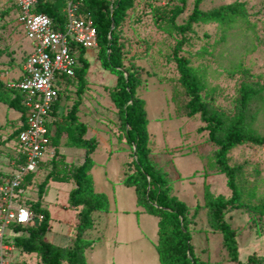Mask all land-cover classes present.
<instances>
[{"label": "rangeland", "instance_id": "1", "mask_svg": "<svg viewBox=\"0 0 264 264\" xmlns=\"http://www.w3.org/2000/svg\"><path fill=\"white\" fill-rule=\"evenodd\" d=\"M195 1L189 0L186 12L177 19L178 24L186 23ZM236 2L245 3L246 18H235L228 25L196 24L194 31L186 34L187 43L181 52L205 83L203 99L231 116L237 112L242 84L264 81V0H205L200 6L207 12ZM180 4V0H137L119 31L118 45L125 68L142 74L143 84L138 94L146 104L151 155L158 168L168 174L171 194L189 207V227L196 255L208 264H234L223 244V235L213 231L208 224L204 185L209 184L215 197H230L232 192L225 175L217 173V147L210 142L207 131L199 130L206 124L199 115L189 117L187 104L190 98L181 85L173 57L182 36L166 21V13ZM25 35L17 23L15 1L0 0V76L20 71L31 50L30 42L25 47ZM99 50L97 47L85 51L90 68L86 77L87 96L82 106L86 109L94 103L98 109L89 117L81 107L78 113L81 122L90 127L89 136L95 137L98 143L92 156L91 174L96 192L108 196L110 212L97 213L96 227L87 233V239L93 243L86 252L87 262L161 264L155 247L159 219L138 207L135 189L121 182L133 161V150L124 139L121 120L110 97L116 76L102 68ZM77 88L78 85L71 83L62 89L58 106L59 114H63L61 119L78 99ZM13 114L19 113L14 109ZM253 128L264 135V105ZM16 141L11 140L1 148L0 171L11 169L7 175L17 167ZM58 145L61 150L58 146L56 149L53 142L50 150H58L68 167L75 168L84 161L83 149L68 148L66 140H61ZM52 153L48 152L42 158L48 160ZM245 162L249 179L257 180L256 201L260 202L264 200V148L245 145L231 152V165ZM50 169L46 164L40 167L31 184L33 199L38 198L39 185ZM74 187L73 182L49 181L44 189L45 207L52 215L50 232L63 246L73 243L78 224V210L69 206ZM226 219L237 233L240 262H248L249 257L264 261V216L250 217L235 209L226 212ZM17 237H27V233L8 232V244L15 248L13 261L16 264H41L38 255L24 253L15 247Z\"/></svg>", "mask_w": 264, "mask_h": 264}, {"label": "trees", "instance_id": "2", "mask_svg": "<svg viewBox=\"0 0 264 264\" xmlns=\"http://www.w3.org/2000/svg\"><path fill=\"white\" fill-rule=\"evenodd\" d=\"M136 1L84 0L80 11L83 15H89L97 28L100 49L98 59L102 68L116 76V85L110 90V97L118 111L124 139L133 150L132 166L129 165L123 184L135 189L138 207L159 219L158 242L155 247L161 264H208L195 253L189 227L188 205L171 194L172 187L168 174L158 168L151 155L146 104L138 94V89L143 84L142 74L137 70L132 71L125 68L121 48L118 45L119 31L129 11L135 7ZM204 1H195L194 9L185 24H178L177 19L186 12L189 0H180L181 4L166 13L167 19H165L182 36L174 48L173 57L180 74L181 85L190 98L187 104L189 117L199 115L202 122L206 124L199 130L200 132L207 131L210 142L217 147L215 152L217 173L225 175L227 185L232 192L230 197H215L209 184L205 183L204 202L208 210V224L213 231L223 235V244L229 252L232 263L264 264V261L261 262L255 257H249L246 263L240 262L237 233L226 219V212L235 209L247 213L250 217L264 216V200L256 201L257 180L249 179L247 163L230 164V154L238 147L252 145L264 148V135L258 134L253 128L264 105V81L242 84L237 112L232 116L216 109L203 99L205 83L196 69L190 65V61L181 55L187 43L186 34L192 33L195 25L199 23L228 25L235 18H246L248 15L245 3L236 2L206 12L200 8ZM65 8L66 4L63 0H39L36 11L51 17L55 30H63L67 23ZM16 11L18 18L17 7ZM18 26L21 28L19 24ZM22 31L24 32L23 29ZM74 49L73 51L79 54L76 75L65 78L64 83L58 82V88L60 99L62 89L71 83L78 85L76 91L78 99L66 117H63L61 121L51 122L49 128L51 144L53 142L57 147L59 142L65 139L68 148L85 151L84 161L75 168L68 167L65 157L56 150L52 160L46 164L51 169L39 185L38 198L29 202L32 209L41 215L42 219H38V224L26 227L13 225L9 231L27 233V237L15 239V247L24 253L38 255L41 264H88L86 252L91 249L93 243L87 239V233L95 229L97 213L110 212L109 198L104 193L96 192L91 174L94 167L92 156L98 149V143L95 138H87L88 127L80 121L78 115L87 87L86 77L90 63L84 58L85 49ZM23 99L24 96L20 91L11 88L9 83H4L0 79V103L20 111L23 121L22 127L15 130L6 141H3L0 135V153L4 144L17 140L18 156L16 159L25 161L19 145V135L26 125ZM59 99L54 107L53 116L58 112ZM16 168L14 167L13 170ZM36 175H29L25 183V188L30 195H32L31 184ZM8 176L0 171V184ZM49 181L73 182L75 185L70 192L69 206L78 210V224L70 247L56 245L45 239L52 218L50 211L43 207L41 200ZM6 241L8 243V235Z\"/></svg>", "mask_w": 264, "mask_h": 264}, {"label": "built area", "instance_id": "3", "mask_svg": "<svg viewBox=\"0 0 264 264\" xmlns=\"http://www.w3.org/2000/svg\"><path fill=\"white\" fill-rule=\"evenodd\" d=\"M14 1L18 24L33 51L23 63L22 78L9 83L24 96L26 125L19 135V145L25 161L18 159L17 168L0 184V264H15L14 247L6 241L11 226L26 227L42 219L29 203L34 199L25 183L29 175L39 172L42 157L51 145L49 124L59 99L58 82L76 75L79 54L74 48L99 47L93 20L80 12L84 0H63L67 18L63 30H55L51 17L37 13L39 0Z\"/></svg>", "mask_w": 264, "mask_h": 264}, {"label": "crops", "instance_id": "4", "mask_svg": "<svg viewBox=\"0 0 264 264\" xmlns=\"http://www.w3.org/2000/svg\"><path fill=\"white\" fill-rule=\"evenodd\" d=\"M24 35H25V33H24ZM25 37H26V35H25ZM28 42H30V41L26 38L25 47H26V45H27ZM92 50H94V49H92ZM32 51H33V46H32V43H31V50H29L28 55L31 54ZM87 52H88V50L86 51V53ZM84 58L87 59L86 56H84ZM22 74H23V72H22V65H21L20 71H17V72L12 73V74H8L6 77L4 75H2V76H0V79L4 83H13V82H17L19 79H21L22 78ZM86 96H87V94H84L83 95V101H82V104H81L80 107H81V109H83V112H85V114H87L88 117H89L90 114L93 111H95V109L97 108V106L93 103L92 105L89 104L88 107L86 109H84L82 106L85 105ZM61 99H62V97H61V93H60L59 102H60ZM59 102H58V106H59ZM90 106H92V107L90 108ZM11 111H12V113H11ZM13 113H14V109L9 108L7 105L0 103V127L2 129L0 131V135H1V138H2L3 141L4 140L6 141L12 135V133L15 130H17L18 128L22 127V125H23V121L21 119V112L18 111L19 114H17V115L16 114H13ZM78 115H79V113H78ZM61 116H63V114H59V112H57V114L52 117V121L51 122H55V121H59V120L61 121ZM79 118H80V116H79ZM80 121H81V119H80ZM86 126L88 127L87 138H95V137H90L89 136L90 135V127L87 124H86ZM53 131L55 132V129H53ZM62 140H65V139H62ZM54 147L56 148V146H54ZM58 147H59L58 149H60V150L62 149L61 146H58ZM50 149L51 148H49V150L43 156H46V154L48 152H51V153L53 152L52 153L53 155L51 154V156L48 158V160H44L42 158V163L41 164H47V163H49L52 160V158H53V156L55 154V151L54 150L51 151ZM64 154H65V152H64ZM40 167H41V165H40ZM10 171H11V169H10ZM10 171H9V169H7L6 171H3V172L4 173H8ZM127 173H125V176H126ZM124 179H125V177L122 178V180H121L122 183H123ZM41 202H42L43 207L46 208L45 207L44 198L41 200ZM77 214H78V212H77ZM51 218H52V215H51ZM51 222H52V220H51ZM55 238H56V235H51V232H50V229H49V231L47 232V234L45 236L46 241H48L50 243H53V244H56V245L63 246V245L57 243ZM70 246H72V244H70L69 246H64V247H70ZM13 256H14V254H13Z\"/></svg>", "mask_w": 264, "mask_h": 264}]
</instances>
